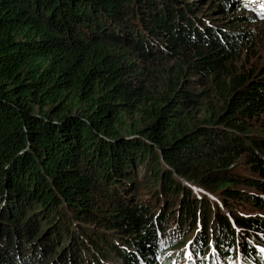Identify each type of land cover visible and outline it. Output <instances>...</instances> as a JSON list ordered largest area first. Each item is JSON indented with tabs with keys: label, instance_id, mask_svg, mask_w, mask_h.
Returning a JSON list of instances; mask_svg holds the SVG:
<instances>
[{
	"label": "trees",
	"instance_id": "trees-1",
	"mask_svg": "<svg viewBox=\"0 0 264 264\" xmlns=\"http://www.w3.org/2000/svg\"><path fill=\"white\" fill-rule=\"evenodd\" d=\"M214 1L232 17L247 6ZM191 7L0 0V264H171L186 239L159 238L175 207L182 232L193 218L212 235L190 244L200 264L261 263L189 186L240 207L263 199L264 69L234 67L248 34ZM233 220L264 249V221Z\"/></svg>",
	"mask_w": 264,
	"mask_h": 264
},
{
	"label": "rangeland",
	"instance_id": "rangeland-1",
	"mask_svg": "<svg viewBox=\"0 0 264 264\" xmlns=\"http://www.w3.org/2000/svg\"><path fill=\"white\" fill-rule=\"evenodd\" d=\"M238 1V0H234ZM247 3V6H240V5H235V6H230L228 8V12L231 14L233 13L234 15H238L239 12L238 10L240 7H243L244 11L241 13L242 15L240 17H232L231 15H225L222 14L221 12L216 11L217 8V2L214 0H185L186 4L188 6H192L193 12H195L194 16H196L199 20H201L204 24L208 22V24L211 27H214L216 30H225L227 32H236V33H242V34H248V38H245V42L239 46V54L238 56L234 57L229 61L231 64H233L234 67L240 69L244 68L245 71H252L255 73L263 72L264 69V0H242ZM214 2V3H213ZM248 14L247 16H251L250 21L245 23L243 20V15ZM232 17V18H231ZM243 21V22H242ZM229 22V23H228ZM247 39V40H246ZM232 41V40H230ZM164 66L168 67L170 64L165 63L163 64ZM192 80L197 82L198 84L192 85L191 89L193 91H197L200 86L203 85V79L205 77L202 74L199 75H191L189 76ZM238 172H243V166L242 163H240L237 168H235ZM191 191L195 194L196 199H201V200H207L208 202H211L213 204H216L219 207V213L223 214L225 217L228 218L229 224L231 228L233 229V235L237 236V239H235V243L239 245L238 247H241V242L240 239L245 240L249 244L257 247L259 250L258 253L260 256L257 257L259 261H261L260 264H264V249L260 247L255 242V236H251V231H246L244 228H238L236 225V221L233 220L235 217L237 218H249V219H259L261 221H264V197L259 201V203L256 202H242L245 207H240L239 204L235 202H224L222 201L218 193L215 190H212L210 192H207L204 190V188L199 187V186H189ZM247 192L254 194L256 196L261 197L260 193L255 189L254 187H249L247 189ZM168 205L164 206V209H168ZM226 205V206H225ZM232 207V208H228ZM170 209V208H169ZM177 208L171 209L172 215L168 214L167 217V228L164 231L163 235L160 236V240L166 241L169 238L173 239H178V241H182L183 239H186L183 241V246L181 249H179V255H181V258L178 260L176 257V253L174 254L171 252L172 258L171 264H200L197 256L195 257V250H192V246L190 245L194 238L200 234L202 230V225L201 223H198L197 219L190 218L189 220L193 221L190 222L187 220L185 223L188 228L182 232L181 229L182 227H179L180 225L178 220L179 214L177 213ZM157 212V209L155 208L154 213ZM164 213H166L164 211ZM217 213V212H216ZM157 214V213H156ZM178 214V215H175ZM178 218V220H177ZM193 224V225H191ZM189 225L191 227L189 228ZM183 226V224H182ZM41 230L42 226H40ZM201 229V230H200ZM40 230V231H41ZM204 232L205 236V241L208 244V246L212 247L213 244H211V234L210 231H205ZM258 234H261L264 238V233L260 232H255ZM178 234V237H177ZM177 237V238H176ZM186 237V238H185ZM181 239V240H180ZM187 239H189L187 241ZM178 242V243H179ZM65 246V247H64ZM55 252L60 254L63 250H65L66 245L61 244L60 241L55 244ZM169 249V246L165 248V251ZM191 253V256L189 254ZM241 253V252H240ZM204 259L206 258V255L203 257ZM116 259L112 258L111 260H106L105 262L103 261L104 264H117L115 261ZM47 261V260H46ZM216 264V263H213ZM230 264H247L245 261H243L240 257H237L234 262Z\"/></svg>",
	"mask_w": 264,
	"mask_h": 264
},
{
	"label": "snow or ice",
	"instance_id": "snow-or-ice-1",
	"mask_svg": "<svg viewBox=\"0 0 264 264\" xmlns=\"http://www.w3.org/2000/svg\"><path fill=\"white\" fill-rule=\"evenodd\" d=\"M189 256H191V253L189 254Z\"/></svg>",
	"mask_w": 264,
	"mask_h": 264
}]
</instances>
